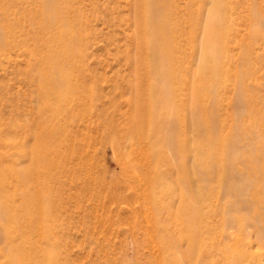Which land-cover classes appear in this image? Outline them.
<instances>
[{
	"label": "rangeland",
	"instance_id": "1",
	"mask_svg": "<svg viewBox=\"0 0 264 264\" xmlns=\"http://www.w3.org/2000/svg\"><path fill=\"white\" fill-rule=\"evenodd\" d=\"M42 1L0 0V169L9 175L6 194L18 214L22 200L19 173L31 168L39 132L35 118L39 111L46 113V98L36 83L40 63L35 40L45 41L47 35L42 37L33 22L35 15V20L42 14L46 17ZM52 1L53 7L62 11H57L63 20L62 30L71 32L70 22L76 15H70H78L76 26L82 30L86 52L82 68L95 92L87 101L92 111H76L66 120L69 137L63 143V167L55 171L44 192L51 208H58L55 219L61 227L60 235L65 237L66 264H162L161 244L152 225L160 216L152 196L159 194L163 182L175 185L181 175L179 166L169 164L166 157L181 149L178 145L182 142L188 146L194 143L190 128L196 114L189 88L202 40H216L218 45L212 51L217 52L213 53L218 55L216 66L221 75L203 89V108L208 113L210 109L215 111L218 135L225 141L218 168L232 170L237 183L245 184L246 158L259 168L257 175L264 177V134L255 121V116L264 118V0H222L214 32L209 31L214 0H191L188 10L185 0H175L178 7L174 4L176 13L172 17L183 28L178 40L187 51L181 74L189 73L190 84L183 79L175 86L170 104L171 122L176 125L172 134L163 120L150 127L135 98L139 73L145 74L146 97L150 90V62L143 68L138 65L136 0ZM143 15L151 21L148 12ZM8 29L14 31L17 43H10ZM170 141H174L171 147ZM182 158L189 171L201 173L197 179L193 172L187 174L188 184L211 189L199 206L204 215H212L211 227L222 228V213L227 219L255 215L248 195L224 188L225 180L232 179L231 173L206 177L204 170L195 166V152ZM175 206L172 201L169 211ZM167 215L165 210L160 219L166 221ZM263 226L256 219L238 232L227 224L188 264H264V246H259L256 236V229ZM18 229L13 227L15 233ZM186 248L182 240L171 244L170 253ZM4 260L0 257L1 262Z\"/></svg>",
	"mask_w": 264,
	"mask_h": 264
},
{
	"label": "bare ground",
	"instance_id": "2",
	"mask_svg": "<svg viewBox=\"0 0 264 264\" xmlns=\"http://www.w3.org/2000/svg\"><path fill=\"white\" fill-rule=\"evenodd\" d=\"M185 1L186 10H188L191 0ZM42 2L41 9L46 13V17H43L42 14L40 20H35V17L38 16L35 15L33 22L42 37L47 35L45 41L41 42L39 38L35 40L39 44L38 52L35 55L40 63L36 83L38 91L46 98V113L39 111L35 118L39 132L35 135L36 154L32 159L31 168L19 173L18 182L23 190L22 193V190L18 189L22 194L19 214L13 208L10 196L6 194L9 175L0 169V193L2 194L0 197V225L2 227L0 257L5 259L3 262L0 261V264H66L67 253L65 255L63 253L65 237L60 235L61 227L55 219L58 208L54 207V210L51 208L52 203L47 199L44 192L52 183L55 171L63 167L62 148L63 143H66L69 137L66 120L71 118L76 111L91 110L90 103L87 101L91 100L95 93L86 77L85 70L82 68L86 52L82 30L76 26L79 22L78 15L76 13L70 15V17L76 16L70 22L73 30L67 32L62 30L61 14L57 15V11L60 13L62 11L58 7V9L53 7L52 0H43ZM213 2L215 8L211 15L214 19L209 24L210 32H214L219 24L217 16L219 15V7L222 5V0H214ZM174 4L175 0L135 1V28L140 38L138 65L143 68L146 63L149 64L150 62V66L147 68L150 80V90L147 88L149 95L146 97L147 93L143 85L145 74L139 73V85L134 90L135 98L141 108L142 118L148 116L150 127L158 120H163L167 124V128H170L171 134L174 133L172 127L175 129L176 126L175 123L171 122L172 107L170 106L175 86L183 79L188 85L190 84L189 73L187 74L185 71V76L181 74L184 71L182 69L183 59L187 51L178 40V37L183 34V28L177 23V20L173 19L174 16L172 17L173 12L176 13ZM175 7H178L177 4ZM147 12L152 16L150 17L151 21H147L143 15ZM7 32L10 43H17L18 40L14 31L8 29ZM215 41L210 42V39H207L203 42L202 40L197 46L200 47L197 58L198 69L196 68L192 86L189 88L192 89L193 113L196 114V120L190 128L194 143L188 146L186 142H182L183 144L178 145L181 149L178 150L177 148L173 154L166 157L169 164L172 166L177 164L181 169V175L175 180L176 188L178 186L180 192L178 194L174 188V183L168 181L163 182L159 194L152 196L160 217L165 210L168 211L166 221H162L159 217L155 224H152L154 225L155 239L161 244L162 264H188L196 254L203 251L207 241L215 238L217 230L221 233L227 224H232L238 232L246 228L252 220L257 219L264 224V177L257 175L256 169L259 170V168L245 158L244 165L248 178L245 184L237 183L238 178H234L235 172L232 170L228 169L226 172V170L218 168L220 151L224 150L225 141L223 138H219L217 121L213 115L215 111L210 109L208 113L203 108L205 97L203 89L206 85L210 86L211 83L209 84V82L221 75L218 66H216L219 60L218 55L213 53L216 51H212L218 46ZM80 77L84 78V81H79ZM64 111L66 114L63 113ZM205 121L209 128L206 127ZM255 121L260 124L264 134V118L261 120V117L255 116ZM206 129L208 130L206 131ZM187 132L189 133V130ZM167 137L169 138V136ZM173 142H169L170 147ZM191 151L195 152V166L203 169L206 177L217 175L219 178L224 173H231L232 179L225 180L224 188L242 196L248 195L255 215L246 217L234 215L227 219L222 213V228L214 229L211 227L212 215H204L199 208L211 189L192 183L188 184L186 179L187 174H191V172H193L191 175L194 179L199 178L198 175L201 174L200 172L189 171L187 163L183 161L182 155ZM161 199L169 201V204L174 201L176 203L175 209L169 211V204L163 203ZM219 215L221 214L213 213V216ZM15 226L19 227V234L13 230ZM262 230H264V226L261 229H256L259 246H264V231ZM182 240L186 241L187 248L170 253L171 244ZM238 258L239 256L236 255L237 261H239Z\"/></svg>",
	"mask_w": 264,
	"mask_h": 264
}]
</instances>
